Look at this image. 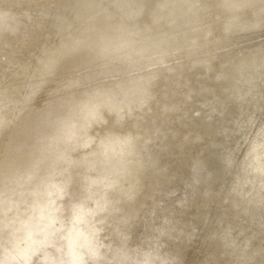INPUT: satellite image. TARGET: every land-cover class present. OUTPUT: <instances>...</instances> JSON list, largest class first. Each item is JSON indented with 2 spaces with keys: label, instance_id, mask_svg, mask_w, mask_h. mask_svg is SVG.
<instances>
[{
  "label": "bare ground",
  "instance_id": "1",
  "mask_svg": "<svg viewBox=\"0 0 264 264\" xmlns=\"http://www.w3.org/2000/svg\"><path fill=\"white\" fill-rule=\"evenodd\" d=\"M168 1L170 0H157V8L149 10L143 17V8L138 4L131 6L132 0L124 2L126 3L124 5H128L126 11L120 6L114 9L113 5H105L106 2H110L109 0L106 2L105 0H0V12L8 14L6 20L0 21V138H4V133L12 126L13 128L17 126L16 129L20 131L27 124L28 117L34 116L41 108L39 104H34L31 109L33 114L17 118L14 125L10 120V113L5 111L9 104L14 102L16 104L21 97L32 90L25 86L19 87V84L23 78L34 73L32 65L36 64L38 59L29 65L18 66L21 56L32 45L43 42L48 46L42 60V68L38 70L40 76H46L51 72L58 59H66L65 64L71 60L69 63L77 65L83 61H96L106 56L108 60H113L121 54L128 56L136 54L137 57L131 59V64L133 68L139 67L140 70L116 81L94 86L88 92L89 98H87L89 105L94 109L92 114L94 120L110 117V121L104 126L99 143L97 142L96 146H100L98 148L107 147L109 150L110 148L116 150L119 147L122 151L125 150L124 161L134 163V167L137 168L142 164L141 172L137 173L144 175L148 182L144 181L151 185L152 180L161 173L166 172L169 175L166 184L154 185L156 202L161 198L167 201L159 202L156 208L152 209L150 217L147 212L143 221L131 227L129 243L138 241L140 237L146 241L165 238L166 246L160 252L171 255L170 257L175 260L185 259L186 264H256L257 262L264 264V0H248L247 3H241L236 16L232 11H226L228 21L234 22L238 19L236 24L233 25L231 22L232 25L227 26L224 25L227 22L223 24L224 19H217L210 14L202 13L203 17L198 16L197 11L200 7H194L195 3H188L189 0H172L181 8L175 11L173 6L170 8L173 11L170 9L167 11L165 9ZM208 1L206 7L214 5L210 0ZM231 1L238 2V0H217L216 6L220 4L223 7ZM76 2L78 4H75ZM91 4L96 7L91 8ZM228 6H231V3ZM186 12H189L188 14L191 12L190 16H186L184 14ZM64 13L65 16L61 18ZM111 15L115 17L111 19ZM168 15L176 19L169 22ZM194 18L197 20L202 18L203 27L198 29V34L196 29H193V35L185 34L184 25ZM114 19L116 21H110ZM47 29L50 30L51 35L59 38L55 44L47 42V36H43ZM220 33L228 38L231 44L236 45L232 52L215 53L203 60L190 63L185 60L182 64L181 62L174 64L173 68L168 69L161 66L147 68L153 56L159 55L156 60L161 61L179 54L181 52L179 50H184L183 53H191L200 47L197 43L207 44L209 37H216ZM148 36L153 37L154 42L144 44L142 49L138 48L137 44ZM167 53L174 55H166ZM63 63L61 61L62 65ZM187 65L190 66L184 68ZM144 67L147 70H143ZM172 71L179 72L171 81L170 85L173 86L185 84L197 72L196 77L200 84L192 97H189L194 100L195 97L200 96V99L193 110L188 109V98H178L170 103L171 96L168 97L163 93L164 80ZM70 76L71 74L66 80H69ZM217 83L221 85L219 91L215 86ZM207 87H210L208 93ZM17 90L18 92L21 90L22 93L18 94ZM82 96L61 102L56 110L55 120L61 121L67 111L82 105L84 100ZM151 97L152 102H155V112L166 107V113H177L178 116L171 122L179 127L177 133H190L198 127H205L208 130L204 151L195 152L194 158H196L186 166L183 161L188 155L186 158H179L168 152L161 154L164 145L173 141L170 137L173 135H170L167 124L160 128L154 126L147 128V121L139 112L136 114L140 119L137 126L129 127L124 124L123 121L130 111L134 112L135 108H138L137 111L139 109L142 111V108L149 104L148 100ZM34 102L32 100V103ZM124 127L128 128V132ZM118 128L122 129L121 132L117 130ZM145 129H149L146 139L141 141L132 139L133 134ZM60 130L68 131L66 128ZM43 131L44 129H36L27 140L29 141L27 145L32 148L30 159L41 154L37 151V145L45 137L46 133ZM89 141L90 145L92 142ZM26 161L28 162V159ZM158 170L161 171L158 173ZM49 171L51 172L50 169L42 170L40 173L35 172L34 178L28 183L41 182L47 172L50 174ZM2 177H0L1 181L4 180ZM72 182L73 180L68 178V183L72 184ZM97 184L100 185L99 182ZM223 186L225 188L219 193L220 187ZM63 187L64 183L59 184V189ZM179 187L181 188L175 189ZM170 189L175 190L167 192ZM130 196L134 198L135 194ZM115 201L118 203V205L115 203L118 210L119 203L122 204L125 200H122L120 194ZM36 206H38V214L42 215L48 205L46 201L40 199ZM230 220H233V224L229 222ZM116 228L119 229L117 221L111 224L110 229L114 232ZM84 230L86 228L76 231L73 238L57 250L67 247V251L73 254L70 257L72 264H78L83 259V254L90 253L92 233L89 234L88 231L84 233ZM84 234L89 240L88 244L82 241ZM141 243L146 247L144 241ZM85 246L89 249L84 248ZM145 247L140 246L139 250L132 248L140 253L142 250H147ZM27 255H25L26 259H28Z\"/></svg>",
  "mask_w": 264,
  "mask_h": 264
},
{
  "label": "rangeland",
  "instance_id": "2",
  "mask_svg": "<svg viewBox=\"0 0 264 264\" xmlns=\"http://www.w3.org/2000/svg\"><path fill=\"white\" fill-rule=\"evenodd\" d=\"M46 36L47 42L49 41L55 44L59 41L57 36L55 37L51 34H47ZM152 40H154L153 37H147V39L138 43L137 46L142 49L145 46L144 44L154 42ZM197 44L200 47L191 53H183L184 50H179L181 52L177 55L167 53L166 55L169 54L174 56H170L168 57L169 59L165 58V60L161 61L156 60L159 55L153 56L152 62L147 68L150 69L161 66L168 69L174 64L177 65V63L180 62L182 64V61L185 60L189 63L194 59L200 61L215 53L232 52L236 48V45L227 43L222 38H217V36L209 37V39H207V44L202 42ZM47 48V44L42 42L38 46L28 50L24 56L20 58L18 66L29 65L35 59H38V62L32 65L34 73L23 78V81L19 84V87L25 86L32 90L26 93L27 95L25 94L24 97H21V102L18 100L19 102L17 101L16 104L15 102L11 103L5 110L10 113L9 117L14 125L17 118L32 115L31 109L33 106L38 104L41 106L34 116L28 117L24 129L21 128L19 131L12 126L8 132L4 133V138H0V171L5 174L4 176V174L0 173V177L3 176L2 178L4 179L3 181L0 179V264H72L70 261L72 253L67 251V247H63V249H61L62 251L57 250L60 249V247L62 248L63 244L67 243L69 239H72L74 233L81 228H86L84 233H86V231H88L89 234L92 233L91 248H93V251L87 254L85 264H143V262H141L142 257L138 256V258H136L135 256L129 255L115 244L110 235L100 228L97 218L104 212H106L105 214L107 215L101 216L103 218L113 214L112 212L116 210L115 200L118 199L120 194H123L122 192L125 191L127 187H129V189H126V191L132 193L128 196L127 194L126 196L123 194L122 200H125L126 202L124 201V203L126 204L119 203V206H128L125 207V210L135 207L138 208L133 210L130 219H125L123 216H116V220L121 222L120 227L122 230H125L124 228H126L128 224L129 226H133L135 223L141 222L147 211L154 205L150 211H148V216L150 217L156 205L159 202L164 203L167 200L164 201L165 198H161L160 201L156 202V190L153 189L148 191L147 183L144 180L143 183L142 180H138L137 184H139L138 187H136V180L138 179L137 173L132 172L134 176H137L135 178L132 176L120 178L118 183H116V178H113L112 174L113 171L118 168L117 159L112 157L108 160H104L101 148H98L100 146H96L103 135L106 123L99 122L97 125H92L89 124V122H83L82 117L87 110V105H82L78 109L73 108L69 110L67 113L68 116H64L60 122H54L53 120L61 102L74 98L75 96L83 95L84 103L88 101V92L94 86L104 82L116 81L118 78L125 77L130 73L132 74L140 70L139 67H137L138 69L133 68L134 66L131 64V59L137 56L136 54L130 56L120 55L113 58V60H108L106 56V58L101 57L96 61H83L77 65L69 63L71 60L67 61L69 63L68 65V63L65 64L66 59H58L52 67L51 72H49L51 74L48 73L46 76H40L39 71L42 68V60H44L43 57H45L47 53ZM107 51H110V49H107ZM162 55L166 56L165 54ZM61 61L62 63L64 62L63 65L67 66L69 69L64 67ZM189 66L190 65H187L184 68L187 69ZM143 70L147 69L144 67ZM177 73L179 72L172 71L170 75L166 77L162 86L164 89L163 93L168 97L171 96V98H169L170 103H172L173 100H178V98H188V109L193 110L200 99L199 96L191 100V95L200 84L196 77L198 74L195 72L194 76L181 86L170 85ZM57 74H59V76H57ZM69 74H71L70 79L66 80ZM37 86L38 88H35ZM16 92H18V90ZM208 92L209 88L207 90V93ZM20 93H22L21 90L18 94ZM31 94L35 99L32 98ZM38 97L40 99H38ZM36 99L41 102H37ZM151 99L152 97L148 100V102L150 101L149 104L142 108V111H140L141 109L137 111L138 108H135L134 112L130 111L129 116L123 121L124 124L129 127L137 126L138 120H140L139 117H136L138 112L142 116L144 115L143 118L148 124L147 128H149V126L160 128L164 125L166 126V124L168 126L170 121L172 122V119H176L178 116L177 113H166V107L158 109L155 112ZM32 100L37 104L35 102L32 103ZM31 103L33 105H31ZM39 122L41 123L39 124ZM119 122H121V120ZM33 123L38 125L36 126ZM38 128L39 130L44 129L46 136L37 145V151H40L41 154L34 157V159H30L32 148L27 145L29 142L27 140ZM62 128H66L68 131L63 132L60 130ZM168 130L175 129L172 126H168ZM148 131L149 129H145L141 132H136L134 134V139H137V141L146 139L149 135L147 133ZM82 133L84 136H82ZM79 134L82 135L79 136ZM81 138L85 142H83ZM87 140H90L89 142H92L93 145H91L92 143L89 145ZM60 142L61 144H59ZM203 144H192V149H190L191 152L183 163L185 166L193 160L195 152L200 153L204 151ZM57 149H60L62 152ZM177 150H180L178 145H168L167 147H163L161 154H168L171 153V151L176 152ZM1 159L3 161H1ZM27 159L28 162L26 161ZM103 162H106V164L102 166L101 163ZM69 163L72 165L70 164L68 166L67 164ZM3 169L5 171H2ZM47 169H50L51 172L49 171L50 174L47 172L41 182L28 183L34 178L35 172L40 173V171H46ZM68 175H70V177ZM156 177L157 178L152 180L153 188L154 185L166 184L169 181L168 178L162 176V174ZM68 178H73L74 181L72 184L68 183ZM97 182H99L100 185H98ZM61 183H64V187L59 189V184ZM96 185H98V187H96ZM180 188L181 187L175 189ZM224 188L225 186L220 187L219 193H221ZM175 189H170L167 192ZM133 194H135L134 198L130 196ZM40 199H43L44 202L46 201L48 205L42 215L38 214V206H36V203H38ZM113 199L114 202L112 203ZM116 205H118V203H116ZM229 222L233 224V220ZM79 227L81 228L79 229ZM142 239V237L139 238L140 241H143ZM159 243L151 244L156 246V248L164 244L163 242L162 244ZM29 251L31 252L27 255ZM25 255L28 256V259L25 258ZM29 256H31V258ZM181 262V264H186L185 259ZM258 263L259 262L256 264Z\"/></svg>",
  "mask_w": 264,
  "mask_h": 264
},
{
  "label": "water",
  "instance_id": "3",
  "mask_svg": "<svg viewBox=\"0 0 264 264\" xmlns=\"http://www.w3.org/2000/svg\"><path fill=\"white\" fill-rule=\"evenodd\" d=\"M101 1V0H100ZM110 2H106V0H105V2H106V4L105 5H113V8L115 9L116 7L118 8L119 6L121 7V9L123 10V11H126V8H127V6L128 5H124V4H126V3H124L126 0H109ZM200 1V0H199ZM199 1H197V0H189L188 1V3H195V5H194V7L196 6V7H200L199 9H198V11H197V13H198V16L200 15L201 17H203L204 15L203 14H210L211 16H213V17H215V18H217V19H220V20H223V24L224 23H226V24H224L225 26H227V25H232L231 24V22H233V20H231V22L230 21H228V19H227V12L226 11H232L233 12V14L236 16L237 14H238V12L239 11H237V10H239V8L241 7V3H247V1L248 0H238V2H233V1H231V2H229V4L231 3V6H228V5H225V6H223V7H226V9H224L220 4H218L217 6H216V4H217V0H210V3L211 4H214V5H209L208 7H206V3H207V1L208 0H202V2H199ZM104 2V3H105ZM209 2V1H208ZM75 4H78V2H76ZM135 4H138V5H141V7L143 8V10H144V15H143V17L144 16H146L147 15V13L149 12V10H151V9H153V8H157L156 7V4H157V0H132V3H131V6H135ZM167 9H165V10H167V11H169V9L171 8V7H173V6H175L174 7V9H175V11L176 10H178L179 8H181V6H178L177 4H175V2L174 1H172V0H170V1H168L167 2ZM243 6H245V5H243ZM93 7H96V5L95 6H92V4H91V8H93ZM119 7V8H120ZM75 8V7H74ZM102 8V12H103V6L101 7ZM100 8V9H101ZM182 8H184L183 6H182ZM81 9V8H80ZM80 9H77V10H79L80 11ZM73 10H75V9H73ZM154 10V9H153ZM171 11H173V9H170ZM185 10H188V9H185ZM190 11H191V9H189ZM188 10V11H189ZM235 11V12H234ZM139 12H137V14H138ZM189 13V12H188ZM187 12L186 13H184L186 16L187 15H189L190 16V14H191V12H190V14H188ZM203 13V14H202ZM98 14H101V13H98ZM52 15V14H51ZM126 15H127V13H126ZM65 16V13L64 14H62L61 15V18L62 17H64ZM197 16V17H198ZM60 17V16H59ZM115 16H110V18L111 19H113ZM8 18V14L7 13H5V12H0V21H3V20H6ZM140 18H141V16H140ZM205 18V17H204ZM167 19H168V21L169 22H173V20L174 19H176V18H174V19H172L169 15H168V17H167ZM201 19L202 18H199L198 20H197V18H194V19H191L190 21H188V23H186L185 25H184V31H186L185 32V34H190V35H193V29H196V31H198V32H196V34H198L199 33V30L198 29H201L203 26H202V24H201ZM203 20V19H202ZM110 21H116V19H114V20H110ZM238 22V19H237V21H234L233 22V25L234 24H236ZM222 24V25H223ZM221 25V26H222ZM50 30L49 29H47L46 31H45V34H43V36L45 35H47V34H51L50 32H49ZM226 35V34H225ZM149 37V36H148ZM222 38L225 42H227V43H230L229 42V39L228 38H226L223 34H219V35H217V38ZM39 43V42H38ZM38 43H36V44H34V45H32L31 47H29L24 53H23V55L21 56V58L24 56V54L28 51V50H30L31 48H34V47H36V46H38L39 44ZM152 43V42H151ZM148 44H150V43H148ZM231 44V43H230ZM232 50V49H231ZM194 52V51H193ZM227 52V51H226ZM121 55H123V54H121ZM193 61H195V59L193 60ZM198 61V60H197ZM227 75V74H226ZM220 83H217V85H215L217 88H218V91L220 90V87H221V85H219ZM208 88H210V87H207L206 89L208 90ZM82 105H87V110L85 111V113L83 114V117H82V121L83 122H89V124H92V125H97V124H99V122L100 123H102V122H105L106 123V125L108 124V122L110 121V117H108V116H106V119H103V118H100V119H96V120H94V118H93V116H92V114L94 113V109H92V107L89 105V102L88 101H86V102H84ZM82 105H80L79 107H76L75 109H78V108H80ZM105 107V106H104ZM104 107H102L103 109H104ZM154 107H156L155 106V102L153 101V110H154ZM92 109V110H91ZM158 109V108H157ZM69 111H67L66 112V114L65 115H67V113H68ZM171 113H173V112H171ZM56 115V114H55ZM55 115H54V118H53V120H54V122H60V121H56L55 120ZM64 115V116H65ZM98 115V114H97ZM129 116V114L127 115V117ZM105 120V121H104ZM122 121V120H121ZM174 121V119H172V122ZM119 123H121V122H119ZM171 123V121H170V123H169V125L168 126H172V127H174V129L175 130H168L169 131V133H170V135H173V136H170V137H172L173 138V141H170L168 144H166V145H164V147H167L168 145H178L179 147H180V150H177L176 152H172L171 151V154H174V155H176L177 157H179V158H186L187 157V155H189L190 154V152H191V150L190 149H192V144L193 143H198V144H203L204 146H205V142H206V139H207V135H206V133H207V129L205 128V127H198V128H196V129H193L192 131H190V133H177V131H178V129H179V127L177 126V125H175V124H172ZM110 125V124H109ZM108 125V126H109ZM108 126H107V128H108ZM17 126H15V128H16ZM125 128V130L128 132V128L127 127H124ZM24 129V128H23ZM106 129V128H105ZM117 130H119L120 132H121V130L122 129H120V128H118ZM124 131V130H123ZM44 132V131H43ZM67 132V131H66ZM104 132V131H103ZM45 133V132H44ZM109 133V132H108ZM178 134H179V136H178ZM134 135V134H133ZM46 136V135H45ZM132 138V137H131ZM132 139H134V138H132ZM134 141H136L135 139H134ZM203 146V147H204ZM111 150H109L107 147L106 148H104V147H102L101 148V152H102V154H103V159L104 160H108V159H110V158H112V157H115L116 159H117V161H118V168L116 169V170H114L113 171V174H112V177L113 178H116V183H118V181H119V179L120 178H125V177H134L135 178V176L132 174V172L133 173H137L138 171L139 172H141V170H142V168H141V166H142V164H140L141 166H140V168H137V167H134V163H132V164H130V163H127V162H125L124 161V157H125V150L124 151H122L121 149H119V147L118 148H116V150H115V148H110ZM58 151H60V149H57ZM60 152H62V151H60ZM187 159V158H186ZM186 159L183 161V163L186 161ZM102 164V166L103 165H105L106 164V162H103V163H101ZM100 164V165H101ZM136 164H138V163H136ZM101 166V167H102ZM159 171H161V170H158V173H159ZM163 171V170H162ZM162 174V176H165L166 178H168V180H169V175L168 174H166V172H163V173H161ZM160 174V175H161ZM137 175H138V173H137ZM71 180H73L72 178H70ZM138 180H142V183H143V180H146L145 179V177H144V175H138V179H137V182H138ZM74 181V180H73ZM147 182V181H146ZM136 187H138V184L136 183ZM155 187V186H154ZM126 189H129V187H127V188H125V191H123L122 193H126L127 194V196L129 195V194H131L132 192H129V191H126ZM154 188H153V184L151 185V184H149V183H147V190L148 191H150V190H153ZM121 190H122V188H121ZM121 195H123V194H121ZM124 196H126V195H124ZM126 202V201H125ZM124 204H126V203H124ZM127 204H129V203H127ZM154 206V205H153ZM152 206V207H153ZM125 207H128V206H124V207H120V209H118V210H115L114 212H112L113 214H110L109 216H106V218L104 217H101V216H104V215H107V214H105L106 212H104L101 216H99V218H97L98 220H97V222H98V224H99V226H100V228H102L107 234H109L110 235V237L112 238V240L114 241V243L115 244H117L119 247H121L124 251H126L129 255H132V256H135L136 258H138V256L139 257H142L141 258V262H143V264H181L182 262L181 261H179V260H175V259H172L170 256L171 255H164L163 254V252H160L165 246H166V242H165V238H160V239H157V240H155V239H148L147 241L146 240H143L147 245H146V247H145V244H142L141 243V241L138 239V241H132L131 243H129V241H130V229H131V227L132 226H129V224L127 225V227L126 228H124L125 230H122L121 229V227H120V224H121V222L120 221H117L116 219H117V217H119V216H123L125 219H130V217H131V214H132V212H133V210H136L138 207H135V208H133V209H127V210H125ZM151 207V208H152ZM150 208V209H151ZM150 209L148 210V211H150ZM147 211V212H148ZM256 213H260V212H256ZM146 215V214H145ZM117 216V217H116ZM145 217V216H144ZM101 218V219H100ZM144 220V219H143ZM142 220V221H143ZM118 222L119 223V229L117 230V228L114 230V232L110 229V227H111V224H113L114 222ZM116 230H117V232H116ZM119 231H121V232H119ZM116 233V234H115ZM123 234V235H122ZM119 235V236H118ZM84 236V240H82V241H86V243L88 244V239H87V237L85 236V234L83 235ZM122 236V237H121ZM160 242V243H159ZM162 242L164 243L163 244V246H161V247H158L157 246V248H156V246H153L151 243H159V244H162ZM90 243H91V241H90ZM149 245V246H148ZM145 247L147 250H149L147 247H149V248H151V250H149V251H147V250H140L141 252L140 253H138V251L136 252L132 247H135L137 250H139V248L138 247ZM154 247V249L152 248V247ZM87 246H85L84 248H86ZM91 247V246H90ZM153 250V251H152ZM91 251H93V248H90V252ZM86 256H87V254H83V259L78 263V264H85V259H86ZM140 259V258H139ZM170 260V261H169Z\"/></svg>",
  "mask_w": 264,
  "mask_h": 264
}]
</instances>
